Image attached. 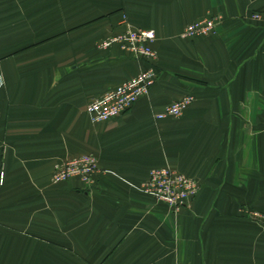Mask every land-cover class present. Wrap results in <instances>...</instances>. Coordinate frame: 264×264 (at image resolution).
<instances>
[{"label": "crops", "instance_id": "crops-1", "mask_svg": "<svg viewBox=\"0 0 264 264\" xmlns=\"http://www.w3.org/2000/svg\"><path fill=\"white\" fill-rule=\"evenodd\" d=\"M264 0H0V264H264ZM217 18L209 35L185 26ZM155 31L157 77L119 116L88 101L147 63L107 38ZM178 117L156 118L183 95ZM91 153L87 187L51 180ZM197 180L178 211L141 191L152 168Z\"/></svg>", "mask_w": 264, "mask_h": 264}, {"label": "built area", "instance_id": "built-area-1", "mask_svg": "<svg viewBox=\"0 0 264 264\" xmlns=\"http://www.w3.org/2000/svg\"><path fill=\"white\" fill-rule=\"evenodd\" d=\"M248 18L252 21L264 22V10L251 11ZM216 23V17L204 16L187 24L182 35L186 37L209 35L215 31ZM154 39V29L127 27L100 44V47L106 48L116 43L121 50L135 59L145 61L147 65L134 76L94 95L88 101L86 111L93 122H104L119 116L129 110L140 97L148 94L157 77L155 69L157 54L152 48ZM193 100V95H183L167 104L155 116L156 118L178 117ZM100 172L102 170L98 166L97 158L91 153H81L56 162L51 173V180L61 182L76 178L83 185L90 187L95 181V175ZM141 191L151 196L156 202L165 204L171 211H178L196 195L198 182L168 166H162L149 171L148 177L141 185ZM241 211L251 220L264 225V211L248 208H242Z\"/></svg>", "mask_w": 264, "mask_h": 264}]
</instances>
